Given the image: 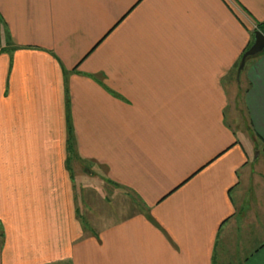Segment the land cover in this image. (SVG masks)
Segmentation results:
<instances>
[{
  "label": "crops",
  "instance_id": "0c3cea01",
  "mask_svg": "<svg viewBox=\"0 0 264 264\" xmlns=\"http://www.w3.org/2000/svg\"><path fill=\"white\" fill-rule=\"evenodd\" d=\"M260 22L264 0H0V264H264V51L238 76Z\"/></svg>",
  "mask_w": 264,
  "mask_h": 264
},
{
  "label": "rangeland",
  "instance_id": "374dc122",
  "mask_svg": "<svg viewBox=\"0 0 264 264\" xmlns=\"http://www.w3.org/2000/svg\"><path fill=\"white\" fill-rule=\"evenodd\" d=\"M236 72V71H235ZM234 72V73H235ZM233 75V74H232ZM231 78H233V77H231ZM234 79V80H233ZM232 79V81H234V83H235V76H234V78ZM237 93H239V94H237V99L235 100V102H236V104H235V106H236V108L237 109H239V111H241V113L242 114H240V112L239 111H237V113H235L233 116H232V118L234 119L233 121H234V123H235V125H237V126H235L237 129H241V130H245L247 133H249L250 131V127H249V120H248V115L247 114H245L246 113V111H245V109L242 107V105H241V103H242V98H241V96H242V93L244 92V89H241V90H237L236 91ZM239 96V97H238ZM241 109V110H240ZM251 131H253V129L251 130ZM251 134V133H250ZM248 135L249 134H244V136H243V141H244V143L246 144V145H249V142H251V138L250 137H248ZM254 157H256L257 156V154H256V152H254ZM264 165V164H263ZM80 171H82L83 172V169L85 168V167H87L86 166V164H84V163H81L80 162ZM88 168V167H87ZM256 169H257V167H255V166H253V171H256ZM91 170V169H90ZM94 174H95V171H97L96 170V166H94V165H92V170H91ZM97 173V172H96ZM91 180H93L92 182H94V180L95 179H91ZM95 182H96V180H95ZM104 190H106V189H104ZM105 194H107V198H108V200L109 199H113L114 200V198H116V196L114 195V190L113 191H111V188H110V192H107V191H105L104 192ZM104 199V198H103ZM1 239H2V231H1V229H0V241H1Z\"/></svg>",
  "mask_w": 264,
  "mask_h": 264
},
{
  "label": "water",
  "instance_id": "95a60500",
  "mask_svg": "<svg viewBox=\"0 0 264 264\" xmlns=\"http://www.w3.org/2000/svg\"><path fill=\"white\" fill-rule=\"evenodd\" d=\"M264 51V33L259 29L254 31L253 43L251 46L244 52L239 67H238V76H240L243 71L246 61L248 58L258 55Z\"/></svg>",
  "mask_w": 264,
  "mask_h": 264
},
{
  "label": "trees",
  "instance_id": "16d2710c",
  "mask_svg": "<svg viewBox=\"0 0 264 264\" xmlns=\"http://www.w3.org/2000/svg\"><path fill=\"white\" fill-rule=\"evenodd\" d=\"M257 29H259L260 31H262V32L264 33V22H260V23H258V24H257ZM250 46H251V45H250ZM250 46H249V47H250ZM249 47H248V48H249ZM248 48H247V49H248ZM247 49H246V50H247ZM246 50H245V51H246ZM245 51H244V52H245ZM243 54H244V53H243ZM243 54H242V56H243ZM241 58H242V57H241ZM239 64H240V63H239ZM239 64H238V66H239ZM69 131H71V126H69ZM72 139H73V138H72L71 136H70L69 139H68L69 150H71V151H72V149H73Z\"/></svg>",
  "mask_w": 264,
  "mask_h": 264
}]
</instances>
